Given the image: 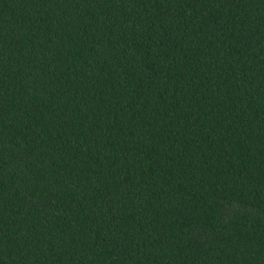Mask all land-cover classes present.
Returning a JSON list of instances; mask_svg holds the SVG:
<instances>
[{"label": "trees", "instance_id": "1", "mask_svg": "<svg viewBox=\"0 0 264 264\" xmlns=\"http://www.w3.org/2000/svg\"><path fill=\"white\" fill-rule=\"evenodd\" d=\"M0 264H264V0H0Z\"/></svg>", "mask_w": 264, "mask_h": 264}]
</instances>
